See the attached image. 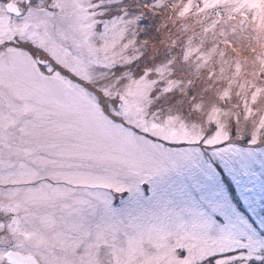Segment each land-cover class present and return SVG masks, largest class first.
<instances>
[{
    "label": "rangeland",
    "instance_id": "374dc122",
    "mask_svg": "<svg viewBox=\"0 0 264 264\" xmlns=\"http://www.w3.org/2000/svg\"><path fill=\"white\" fill-rule=\"evenodd\" d=\"M11 1L6 249L41 264H264V43L248 47L264 0H20L21 15Z\"/></svg>",
    "mask_w": 264,
    "mask_h": 264
},
{
    "label": "water",
    "instance_id": "95a60500",
    "mask_svg": "<svg viewBox=\"0 0 264 264\" xmlns=\"http://www.w3.org/2000/svg\"><path fill=\"white\" fill-rule=\"evenodd\" d=\"M6 7L10 12L16 14L20 13L17 4L13 1L8 2ZM8 257L11 259V261L16 262L18 264H40L39 261L33 255H24L19 251L9 252Z\"/></svg>",
    "mask_w": 264,
    "mask_h": 264
},
{
    "label": "flooded vegetation",
    "instance_id": "af4514ba",
    "mask_svg": "<svg viewBox=\"0 0 264 264\" xmlns=\"http://www.w3.org/2000/svg\"><path fill=\"white\" fill-rule=\"evenodd\" d=\"M9 1V0H8ZM15 2H17V4L19 5V2H20V0H14ZM21 9H20V13H18V14H16V13H13V12H10L9 11V14H16V15H21ZM6 244H4V243H2V241H1V236H0V249L1 248H5L6 249ZM11 251H19V252H21V253H23L24 255H29V254H32V253H29V252H25V251H23L20 247H8L6 250H4L3 251V256H2V259H4V263L5 264H18V263H16V262H13V261H11V259L8 257V254H9V252H11ZM34 255V254H33ZM36 257V256H35ZM37 258V257H36ZM38 259V258H37ZM40 264H41V262H40Z\"/></svg>",
    "mask_w": 264,
    "mask_h": 264
},
{
    "label": "clouds",
    "instance_id": "9594fccd",
    "mask_svg": "<svg viewBox=\"0 0 264 264\" xmlns=\"http://www.w3.org/2000/svg\"><path fill=\"white\" fill-rule=\"evenodd\" d=\"M260 43H264V37L261 38L259 43L255 42V41H250L248 47L251 48L252 46H256L259 49ZM260 51H264V49H260ZM245 59L247 60V57H245Z\"/></svg>",
    "mask_w": 264,
    "mask_h": 264
},
{
    "label": "trees",
    "instance_id": "16d2710c",
    "mask_svg": "<svg viewBox=\"0 0 264 264\" xmlns=\"http://www.w3.org/2000/svg\"><path fill=\"white\" fill-rule=\"evenodd\" d=\"M215 257L213 256L212 258H211V260H213Z\"/></svg>",
    "mask_w": 264,
    "mask_h": 264
}]
</instances>
